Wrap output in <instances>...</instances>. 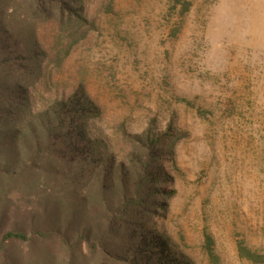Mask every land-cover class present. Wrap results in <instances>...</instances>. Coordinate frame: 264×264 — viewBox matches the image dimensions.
Instances as JSON below:
<instances>
[{
  "label": "rangeland",
  "instance_id": "obj_1",
  "mask_svg": "<svg viewBox=\"0 0 264 264\" xmlns=\"http://www.w3.org/2000/svg\"><path fill=\"white\" fill-rule=\"evenodd\" d=\"M185 1L181 17L171 0H85L90 31L29 89V110L82 87L100 110L90 136L117 160L122 131L159 133L172 122L182 138L164 164L173 194L158 229L193 264H211L205 234L216 264H252L237 243L264 256V0ZM38 34L48 48L51 27ZM15 147H0V234H55L66 216L50 214L49 190L23 185L50 166H30L24 141Z\"/></svg>",
  "mask_w": 264,
  "mask_h": 264
},
{
  "label": "trees",
  "instance_id": "obj_2",
  "mask_svg": "<svg viewBox=\"0 0 264 264\" xmlns=\"http://www.w3.org/2000/svg\"><path fill=\"white\" fill-rule=\"evenodd\" d=\"M171 1L180 5L181 17L189 12L191 3ZM84 11L85 0H0V147L9 152L24 141L30 166L43 161L50 166L23 185L29 192L49 190L50 214L58 221L66 216L55 234H0V264H193L156 223L173 194L164 164L182 138L172 122L159 133L152 127L136 135L122 131L127 151L117 160L102 140L90 136L100 110L82 87L31 115L29 89L90 31ZM44 24L52 30L48 48L38 34ZM204 240L216 264L213 241L207 234ZM237 254L264 264V256L243 242Z\"/></svg>",
  "mask_w": 264,
  "mask_h": 264
}]
</instances>
